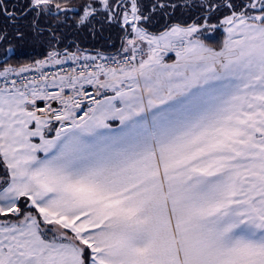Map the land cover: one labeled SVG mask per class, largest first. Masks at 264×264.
Wrapping results in <instances>:
<instances>
[{
	"label": "snow or ice",
	"instance_id": "snow-or-ice-1",
	"mask_svg": "<svg viewBox=\"0 0 264 264\" xmlns=\"http://www.w3.org/2000/svg\"><path fill=\"white\" fill-rule=\"evenodd\" d=\"M17 3L120 46L0 53V264H264V0Z\"/></svg>",
	"mask_w": 264,
	"mask_h": 264
},
{
	"label": "trees",
	"instance_id": "trees-1",
	"mask_svg": "<svg viewBox=\"0 0 264 264\" xmlns=\"http://www.w3.org/2000/svg\"><path fill=\"white\" fill-rule=\"evenodd\" d=\"M10 10L13 0H9ZM80 3V0H71V6H76ZM18 7L17 5H15ZM67 22L63 21V17L60 21L49 17L47 20L41 19L39 28H33L32 16L27 22L22 23L20 20H5L4 17L0 16V53L6 48H11L15 51V56L7 61V64L19 67L24 64H31L36 60H42L47 56L48 52L52 47L58 48L59 51L63 52L66 47L72 51L79 49L80 51H90V53H102L108 55H114L116 49L120 46L119 35L116 30L108 29L106 26L101 29L100 24H94L86 29H78L75 27L76 17L71 16ZM181 12L177 11L175 19H180ZM163 23V22H161ZM26 24V29L23 26ZM53 31H55V41L53 40ZM35 33V35H41L39 39V49L44 50L42 53H36L35 51L28 52L26 55H20L18 51L12 46L3 45L5 40L8 43H12V39L22 37V34ZM3 34H6V39L3 38ZM223 37L219 33L216 34L215 41H208L211 46H216V42L222 40ZM114 45V46H113ZM37 48V47H36Z\"/></svg>",
	"mask_w": 264,
	"mask_h": 264
},
{
	"label": "rangeland",
	"instance_id": "rangeland-1",
	"mask_svg": "<svg viewBox=\"0 0 264 264\" xmlns=\"http://www.w3.org/2000/svg\"><path fill=\"white\" fill-rule=\"evenodd\" d=\"M20 2L22 3V0H20ZM12 4H15L19 7V3H17V0H13ZM30 17L31 16H28L25 19H19V20L22 23H24V22H27L30 19ZM23 28H24V30L26 29V24L23 26ZM36 37H38L40 39L41 35L36 36L35 33H33V34H29L26 36V33H24V34H22V37L16 38L14 40L12 39V43H8L6 41L7 40L6 39L5 42H3L2 46L3 45L12 46V47H14V49L16 51H18L20 53V55H26L28 52H32V51H35L36 53H42L44 50L39 49V46L37 44H39L40 40L37 39Z\"/></svg>",
	"mask_w": 264,
	"mask_h": 264
},
{
	"label": "built area",
	"instance_id": "built-area-1",
	"mask_svg": "<svg viewBox=\"0 0 264 264\" xmlns=\"http://www.w3.org/2000/svg\"><path fill=\"white\" fill-rule=\"evenodd\" d=\"M103 55V54H102ZM63 67H68V65H64ZM46 71L49 70V69H45Z\"/></svg>",
	"mask_w": 264,
	"mask_h": 264
},
{
	"label": "flooded vegetation",
	"instance_id": "flooded-vegetation-1",
	"mask_svg": "<svg viewBox=\"0 0 264 264\" xmlns=\"http://www.w3.org/2000/svg\"><path fill=\"white\" fill-rule=\"evenodd\" d=\"M19 19H17V21H18Z\"/></svg>",
	"mask_w": 264,
	"mask_h": 264
},
{
	"label": "crops",
	"instance_id": "crops-1",
	"mask_svg": "<svg viewBox=\"0 0 264 264\" xmlns=\"http://www.w3.org/2000/svg\"><path fill=\"white\" fill-rule=\"evenodd\" d=\"M84 53H86V52H84Z\"/></svg>",
	"mask_w": 264,
	"mask_h": 264
}]
</instances>
